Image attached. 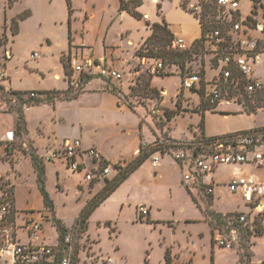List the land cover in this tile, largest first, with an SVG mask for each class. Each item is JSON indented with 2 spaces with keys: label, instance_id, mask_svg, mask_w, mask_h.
Returning <instances> with one entry per match:
<instances>
[{
  "label": "crops",
  "instance_id": "1",
  "mask_svg": "<svg viewBox=\"0 0 264 264\" xmlns=\"http://www.w3.org/2000/svg\"><path fill=\"white\" fill-rule=\"evenodd\" d=\"M122 1L132 0H72L70 14L66 0H15L11 7H8L7 0H0V23L8 26L5 33L7 42L0 47V69L5 73L4 80L0 82V91L62 92L68 90L70 83L64 68L68 55L90 56L123 74L136 75L153 63L136 55L144 40L151 35L153 24L165 23L173 37L183 38L188 45L195 44L202 37L199 21L181 7L184 2L187 6V4H195L198 0H139L142 4L135 9L139 15L137 18L120 9ZM237 1L240 16L243 19L250 17L252 1ZM145 2H151L149 9L145 8ZM24 12H29V16L18 23L17 34L13 36L10 32V23ZM172 12L173 14L170 15ZM144 15H149V20H144ZM254 23H264V13L258 11L254 16ZM245 34L262 40L264 44V39L258 31L250 29ZM34 53L38 55L37 58H31ZM256 74L264 81V53ZM155 77L151 80V86L162 92L154 83ZM104 82L107 81L94 77L85 85L86 89L83 90L85 92L74 101H58L53 107L40 104L22 108L27 134L22 139L15 137L16 147L10 159L7 162L0 161V173L13 185L14 208L17 180L22 183L26 181V178L21 176L23 168L26 169L28 177L30 174L31 183L38 190L36 174L29 153L27 155L28 146L31 153L44 159L50 153L59 150L65 142L79 140L83 150L94 148L106 161L129 162L136 157L142 145L153 144L157 138L156 135H160L146 111L140 108L129 109L127 105L119 103L118 98L104 88ZM93 88L97 89L93 90ZM196 99L199 102L197 97ZM12 102L14 103L13 100ZM186 106H189L188 103ZM263 109L264 107L247 114L242 105L231 104L203 110L200 115L204 116V135L206 138H212L259 128L261 126L256 124L255 115ZM180 116L183 114L181 113ZM172 119L174 120V118L165 117L168 122ZM16 120L15 112L10 111L6 103L0 99V158L5 155V135L9 131L13 132ZM30 126L33 130H30ZM32 131L33 135H31ZM167 137L171 138L170 134ZM182 140H190V138L179 141ZM27 143H29L28 146ZM258 145L259 149L264 151V144ZM152 156L159 157L160 162L157 167L151 165ZM77 159L85 163L88 161L85 157ZM59 160L44 161L45 175L48 173V166L54 167ZM148 163L156 177L166 172L168 167L175 172L177 181L164 180L163 183L169 188L174 185L185 190L188 203L197 211L196 217L184 220H163L158 216L161 206L155 199L156 193L153 188H149L148 185L146 187L142 176H138L143 165ZM243 165L254 166L250 163ZM64 166L66 169V165ZM254 167V174L240 175L238 178L247 177L255 182L263 183L264 168ZM188 169V163L177 164L169 153L154 152L137 170L128 175L124 182L91 214L89 220L96 215L100 207L106 205L115 207L113 208L117 210V220L125 210L130 211L133 213L129 218L131 225L143 226L151 231L159 232L156 244L163 247L164 264L167 250L172 264H198L197 247L200 246L201 240H206L209 246L206 264H218V255L221 250L211 244L212 236L215 240L217 231L212 233L204 213L194 202L195 195L197 196L200 190L188 186L182 179ZM216 169L217 166L211 178L206 175L203 178L205 184L212 185L211 197L215 196V188L218 186V182L214 181ZM231 180H228L225 185ZM93 184H89V187ZM263 199L264 195L257 199L259 204H264ZM107 201L108 203L105 204ZM139 205H144L149 210L148 216L144 219L139 218L137 211ZM25 211L33 212L34 215L38 212L32 208ZM99 221L113 223L118 231L117 222L114 219L107 217ZM180 224L186 227L191 224L202 226L194 232L187 230L184 246L179 242L166 239L170 232L176 233ZM165 228L169 230V233H164ZM53 229L55 230L54 227ZM42 235H44V225ZM41 241L46 244L44 236L41 237ZM57 244L58 241L54 246ZM152 245L153 242H149L148 248ZM114 252L119 254L112 257L110 264H120V260L127 259L120 247ZM146 253L147 263L149 254L148 251ZM226 264H234L233 255L232 261Z\"/></svg>",
  "mask_w": 264,
  "mask_h": 264
},
{
  "label": "rangeland",
  "instance_id": "2",
  "mask_svg": "<svg viewBox=\"0 0 264 264\" xmlns=\"http://www.w3.org/2000/svg\"><path fill=\"white\" fill-rule=\"evenodd\" d=\"M150 6L151 2H145L146 9H149ZM7 28L6 24L0 23V39H4ZM65 72L67 73L72 93L78 91V96L82 95L85 92L83 90L86 88L83 85L82 88L78 89L80 80L78 75L72 74L66 67ZM206 73L207 80H210L217 74V71L207 69ZM148 78L149 74L143 69L136 75L134 73L132 75L124 73L122 80L113 81L112 83L104 82L103 86L118 98L119 103L127 105L129 109L140 108L146 111L147 116H150L152 123L159 130L160 135H156L157 138L153 144L148 146L142 145L144 152L148 153L151 150H155V152H167L172 159H174L177 153L191 155L193 149L198 145L197 141L201 136L198 125L204 106L199 104V95L197 92L182 88V79L179 73L156 75L154 83L159 86L158 88L162 92L152 87L151 81H148ZM96 79L99 78L96 77ZM96 89L93 88V90ZM182 92L183 95H181ZM50 97L53 99L61 98L57 94H52ZM196 97L199 99V102ZM0 99L6 103L8 109L12 112H15L16 108L19 107L18 104L12 102L14 97L10 96L7 91H0ZM186 103H188V107ZM167 106L168 108H164ZM164 111H177L178 114H176L177 117H175L176 115L173 117L174 120L172 119L168 122L165 120ZM181 113L183 116H180ZM255 117L256 124L263 127L264 109L258 111ZM30 130H33V128ZM33 134L32 131L31 135ZM168 134H170L171 138L167 137ZM183 138H190V140L179 141ZM245 139L244 137L236 136L232 139H225L223 142L218 141L211 147L203 148L202 152L198 155L214 153L216 151L214 146L217 143L225 142H228V144H223V150H228L230 147L233 151L239 152L245 150L247 153L254 148H259L258 139L252 137L250 138L252 140L251 144H242L240 141ZM29 148L28 146L29 152H27V155L31 152ZM20 151L23 152L22 149ZM9 159L10 157L4 155V157L0 158V161L7 162ZM40 159L44 163L45 158ZM122 162L126 165L130 161L122 160ZM63 165H65L63 160H59V163L55 164L54 167L48 166L47 168L48 173L46 174L45 186L54 204L53 213L43 207L40 193L31 183L30 174L28 177L26 169L23 168L21 170V176L25 177L26 181L22 183L20 180H17L15 191V211L19 214L18 224L20 226L23 225L22 218L27 215H25V210L32 208L38 211L36 215H41L44 221V235L41 237L44 236V241L48 246H54L57 243L56 232L53 229L54 220L59 219L67 231V236H69V247L75 259L73 264L105 263L107 258L112 260L114 255L119 254V252H114L118 247L127 256V259L120 260V264H125V262L126 264H164L163 247L156 244L159 232L151 231L143 226L131 225L129 218L132 217L133 213L130 211L125 210L119 220H117L118 213L114 209V206H102L103 208L100 207L96 215L90 220L88 219L86 227L77 226L76 220L80 212L103 189L105 183L96 182L89 187V183L85 181L86 170L80 173H72L70 170H66ZM86 166L87 169L92 168L88 161ZM150 167V163L143 165L140 172H138V176H142L146 187L148 185L149 188L154 189L156 193L155 199L161 206L158 216L163 220H184L185 218L196 217L197 211L194 209L195 207H192L188 203L185 197V190L181 187H174V185L172 188H169L163 183L164 180L170 182L177 181L175 172L168 167L166 172L156 177L151 172ZM254 169L255 167L252 165L220 164L217 166L214 174V181L218 182V186L214 192L215 196L207 197L203 191H200L197 196L195 195L196 198L194 197V202L197 203L202 213H204L212 233L219 231L223 237L225 243L223 246L218 245L213 236L211 240L212 246H217L221 250V253L218 255V264L230 263L232 255L234 256V264H264V239L255 235L253 231L249 230L250 228H241L236 225L235 227H227L224 221L227 217L244 215L252 223L255 221L254 225L259 223L264 228V204H259L258 200L256 203L248 204L241 192L231 193L227 185H225L228 180L237 179L240 175L254 174ZM212 176L213 173H210L207 177L211 178ZM114 177L111 175L110 179ZM213 216L218 217L220 222L213 220ZM107 217L117 222L119 234L113 223L99 221ZM221 222L223 224L220 225ZM168 225L172 226L171 223H168ZM199 227L202 226L191 224L186 227V225L180 224L176 233H169L167 228L164 229V233H169L166 236L168 241L179 242L184 246L187 230L194 232ZM231 230H235V233L232 234ZM24 232L21 229L17 230L19 237H22ZM22 242H27L26 237H22ZM149 242H153L152 249L148 248ZM208 247L206 240L200 241V246L198 245L197 247L198 264H206ZM146 251L149 254L147 263L145 261Z\"/></svg>",
  "mask_w": 264,
  "mask_h": 264
},
{
  "label": "built area",
  "instance_id": "3",
  "mask_svg": "<svg viewBox=\"0 0 264 264\" xmlns=\"http://www.w3.org/2000/svg\"><path fill=\"white\" fill-rule=\"evenodd\" d=\"M204 3L198 0L193 5L187 4V10L199 21L204 34L201 41L202 48L196 56V63H186L177 73L182 79L183 89L200 91L204 107L214 109L220 105L243 103V97H252L256 93L264 91V81L256 74L257 67L261 63L264 53L262 40L247 36L250 29L258 31L264 39V23H254L240 16L237 0H217L212 10H204ZM256 12L264 13V0L256 3ZM149 20V15L143 16ZM191 48L180 37H174L169 49L173 52H183ZM37 54L31 58H37ZM145 59V58H143ZM66 64L69 70L76 75H88L98 77L109 82L120 81L123 73L94 60L90 56L68 55ZM207 69H214L217 74L207 80ZM165 67L161 61H153L148 65L146 72L151 76L164 73ZM5 78V73L0 69V82ZM31 97L36 95L30 94ZM15 142L14 133L9 131L5 135L4 149L13 153L12 144ZM242 144H251V139L240 141ZM223 144H216L214 153L197 155H184L177 153L174 161L181 165L189 164L188 171L183 175V181L194 188L203 191L205 196H212V185L204 183V176L213 173L220 164H253L258 168H264V151L254 148L246 153L233 151L230 147L223 150ZM10 157V156H9ZM78 157L87 158L92 166L87 169L85 162ZM63 160L66 169L72 173H80L86 170L85 181L89 184L105 182L112 173H119L125 166L122 161L109 162L94 148L83 150L79 140L67 141L63 146L45 157L46 162ZM152 167H157L159 157H151ZM227 187L231 193L241 192L247 203H256L257 199L264 195V183L255 182L251 178L242 177L232 179ZM13 185L0 173V264H73L75 259L69 247V236L64 243L56 246H48L41 241L43 233V218L37 217L33 212L26 211L22 218L23 225L18 224L19 214L12 203ZM137 211L140 219L148 216L149 210L144 205H139ZM227 227L234 224L248 225L246 216L228 217L224 220ZM251 222V223H250ZM24 232L27 242H22L17 230ZM234 234L235 230H231ZM215 241L223 246L225 243L219 231ZM226 241V240H225ZM107 258L105 263L110 264Z\"/></svg>",
  "mask_w": 264,
  "mask_h": 264
},
{
  "label": "trees",
  "instance_id": "4",
  "mask_svg": "<svg viewBox=\"0 0 264 264\" xmlns=\"http://www.w3.org/2000/svg\"><path fill=\"white\" fill-rule=\"evenodd\" d=\"M15 0H7L8 7H11L13 5ZM72 0H66L69 13H72V6H71ZM204 6V10L209 11L214 9L215 3L217 0H200ZM252 1V11L251 16H255L257 14L256 9V3L259 2V0H251ZM141 1L139 0H132L128 2H121L120 9L127 11L129 14H131L133 17L137 18L139 17L138 13L135 12V9L141 6ZM181 7L185 10H187L185 2L181 4ZM158 9H160V6L158 5ZM188 11V10H187ZM189 12V11H188ZM29 16V12H24L20 15H18L15 19H13L10 23V32L13 36L17 34V28L18 23L24 19H26ZM248 17L247 20L251 21L252 17ZM196 18V17H195ZM152 33L151 35L144 40L143 44L140 46L139 50L137 51L136 55L141 58H145L148 61H161L163 63V66L165 67V72L162 73V75L166 74H172L177 73L179 70H182L186 63H196V56L199 54V50L202 48V38L204 31L202 29V37L198 42L195 44H191V48L183 51V52H173L169 49L170 43L173 40V35L170 33V31L167 28V25L165 23L162 24H153L151 26ZM7 40L0 39V46H3ZM65 67L69 70L66 61L64 62ZM64 67V68H65ZM70 71V70H69ZM71 72V71H70ZM66 73V72H65ZM72 73V72H71ZM73 74V73H72ZM67 75V73H66ZM161 75V74H160ZM80 78L78 89L82 88L83 85H86L91 80H93V76L78 75ZM153 76L149 75L148 81H151ZM107 83H111L107 81ZM155 90V89H154ZM192 92H197V94L200 97L201 104L203 105L202 99H201V93L200 91H196L194 89H191ZM36 95L35 97H31L30 94ZM78 91L75 93H72L71 87H69L66 91H49V92H13L9 91L8 94L12 97H14L13 101L15 104H18L19 107L16 108L15 114L17 115V120L15 124V130H14V139L16 138L22 139L27 134V127H26V120L23 113L22 108L24 106L30 107V106H36L40 104H48L52 107L55 105L56 101L60 102H70L78 99ZM57 94L60 95L61 98H51L50 95ZM242 105L244 108V111L247 114H251L256 112L257 109L264 107V91L256 93L252 97H243V103H235ZM209 108L203 107V110H206ZM176 114H178L177 111H164V115L167 119L173 118ZM204 116H201L200 123L198 125V128L200 129L201 136L199 137L197 143L198 145L193 149L192 155L196 157L198 154L202 152V149L205 147H211L214 143L221 141L223 142L225 139H232L236 136H241L247 139L254 138L258 139L260 144H264V126L255 128L248 131H242L239 133L234 134H228L218 137H212V138H206L204 135ZM252 136V137H251ZM258 143V144H259ZM218 144H225L227 145L228 142L225 143H218ZM13 149L15 148V142L12 144ZM5 150V156L9 157L11 156V152L8 151L6 148ZM143 150V146L139 149V154L136 155V157L130 161L128 164L124 166V168L112 179V180H106L105 186L103 189L94 197L92 198L86 206L82 209V211L79 214L78 219L76 220L77 226L86 227L88 223V219L91 216V214L124 182V180L128 177L129 174L133 173L135 170H137L149 157L150 155L155 152V150H151L150 152L146 153ZM32 166L34 169V172L36 174V183L37 188L40 193L42 204L45 209L52 212L54 211V204L52 199L50 198L49 194L46 191V175H45V165L43 161L38 158L33 153H29ZM14 202V199L12 198V203ZM238 215H234L232 217H235ZM225 218V217H224ZM228 218V217H227ZM213 220L216 222H220L218 217L213 216ZM254 222L248 225H241V224H234L232 227H245L255 233L258 237H262L264 239V228L259 224L256 223L254 225ZM223 224L222 222L220 225ZM226 224V223H225ZM55 231L57 233V241L60 244L64 243V239L67 236V231L65 227L61 224V221L59 219L54 220V226ZM165 264H172L171 263V257L170 253L167 250L165 254Z\"/></svg>",
  "mask_w": 264,
  "mask_h": 264
}]
</instances>
